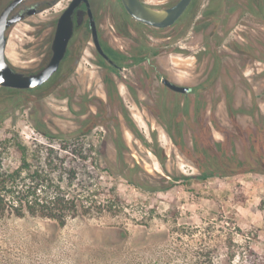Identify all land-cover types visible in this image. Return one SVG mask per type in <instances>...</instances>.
Wrapping results in <instances>:
<instances>
[{"label":"rangeland","instance_id":"374dc122","mask_svg":"<svg viewBox=\"0 0 264 264\" xmlns=\"http://www.w3.org/2000/svg\"><path fill=\"white\" fill-rule=\"evenodd\" d=\"M146 1L167 6L175 0ZM210 1L208 9L206 2L194 5L178 27L153 29L136 22L116 0H103L102 20L112 30L111 24H120V32H113L117 44H141L170 78L199 86L187 99L157 91L156 97H145L127 66L113 75L120 93L106 101L103 70L92 62L91 48L78 70L84 88L73 93L98 100L67 103L62 91L44 97L40 92L36 103L23 99L19 106L1 98L0 137L17 133L27 142L51 138L54 148L66 154L80 143L85 150L94 144L100 161L117 172H101L99 198L116 194L119 200L112 211L71 217L63 225L39 216L1 218L0 264H264V165L232 170L228 159L213 158L209 164L221 171L198 178L195 158L182 153L170 135L186 144L190 127L198 126L205 136L210 130L215 140L225 132L239 138L233 128L236 117L247 128L246 151L260 149L264 139L250 127L264 124V0H239L228 14L226 30L241 54L228 48L231 63L216 64L214 77L188 51L202 49L199 43L192 45L199 38L198 20L227 0ZM36 31L26 21L14 28L6 51L15 64L40 58L38 42H32ZM8 151L7 164L18 166L19 150ZM160 174L178 180L162 184ZM202 249L209 251L207 257L199 254Z\"/></svg>","mask_w":264,"mask_h":264},{"label":"flooded vegetation","instance_id":"af4514ba","mask_svg":"<svg viewBox=\"0 0 264 264\" xmlns=\"http://www.w3.org/2000/svg\"><path fill=\"white\" fill-rule=\"evenodd\" d=\"M142 1L154 7L166 8L174 5L179 0H175L167 6L154 5L146 0ZM116 2H119L122 8H124L136 22L153 29L178 27L183 23L186 16L192 12L194 5H203L206 2L204 6L206 8L204 9H208L211 6L210 0H191L182 15L172 25L167 27H156L134 18L127 10L123 0H116ZM239 2V0H227L226 6L220 4L216 9L213 8L211 12L206 11L205 18L198 20V24L201 25L199 38L198 40H194L192 45L199 43L202 49L199 53L188 51L189 54H194L200 63L206 64L208 71L210 70L208 72L210 77L217 75L212 73L216 64L225 65L231 63V60L227 57L228 48H231L233 51L237 50V52L241 54V48L236 44L235 40L229 39L230 34L225 26L228 22V14L236 7V3ZM112 3L110 2L109 5H113ZM72 4L71 17L73 21V31L68 41L66 52L60 60L57 69L41 85L33 87L0 85V100L1 98H6L10 101L14 100V105L19 106L23 105V99L36 103L40 98V92L44 93L41 95L44 97L55 91H62L61 93L67 103L74 104L76 100L82 99H87L89 103L98 100L99 98L93 94L73 93L74 91H80L84 88V79L78 70L85 58V52L88 48H91L94 54L92 62L103 70L101 71V75L103 84L106 87V101L115 97L116 91L120 93V86L113 75L120 73L127 68V66L133 76V82L140 87L143 85L140 90L144 92L145 97H156L154 95H157V93L154 91H157L160 96L169 93V95L176 97L182 96L187 99L197 91L199 86L183 84L166 75L164 69L160 68L157 63L152 60L150 55L144 54V49L141 48V44L136 46L125 40L121 42L123 45H118L117 36L113 39V32L114 34L120 32V24H111L112 30L102 20L101 17L107 7V3L103 2V0H0V17L3 14H5L6 17L5 37L7 39V44L18 23L26 21L37 27L36 33L33 34L32 42H38L37 46L41 51L39 59L31 64L20 66L10 59L6 51V62L15 74L21 77L35 75L52 61L60 18ZM96 37L105 54L99 49ZM246 53L247 52H245L244 58L248 56ZM144 61L148 63L147 66L143 65ZM108 70H110V72H108ZM9 78L15 80L14 77ZM119 78L121 82L124 81L122 77ZM3 80H5V78H3ZM164 80H168L178 86L188 87L189 90H176L165 83ZM140 81L142 83H140ZM214 81L215 79L213 78L211 83H214ZM159 100L161 101V99ZM230 111L233 114V111ZM235 118L236 117H233V128L239 134V138L228 136L225 132L222 140H215L213 135L210 136V130L207 131V136H205L203 127L198 128L197 126L195 128L191 126V140L186 142V144H182L176 139V135L170 132L174 143L180 148L182 153L195 158V163L200 170V174L196 175V177L201 178L221 171L212 168L209 164V161L213 158L217 160L228 159L230 164L235 168L232 170L253 171L258 170L260 166L264 165V139L261 141L260 149L253 148L251 151H246L248 142L247 128H243V126L241 128V126L237 124V121L235 122ZM255 126L256 125H250V127H254V130L258 134L260 133L263 136L264 124H261V128L260 126ZM230 132L229 130L228 133ZM240 144H243V150H241ZM118 156L120 157L122 154ZM160 176L162 177L160 179L162 184L178 180L176 176H171V178L162 174H160Z\"/></svg>","mask_w":264,"mask_h":264},{"label":"trees","instance_id":"16d2710c","mask_svg":"<svg viewBox=\"0 0 264 264\" xmlns=\"http://www.w3.org/2000/svg\"><path fill=\"white\" fill-rule=\"evenodd\" d=\"M52 141L27 142L17 133L0 137V219L30 215L63 225L71 217L112 211L119 197L107 194L100 199L98 180L102 171L115 176L113 166L100 161L94 144L85 150V144L80 143L79 148L66 154L56 150ZM10 147L20 152L18 166L7 164L11 160ZM208 253L202 249L199 254L207 257Z\"/></svg>","mask_w":264,"mask_h":264},{"label":"water","instance_id":"95a60500","mask_svg":"<svg viewBox=\"0 0 264 264\" xmlns=\"http://www.w3.org/2000/svg\"><path fill=\"white\" fill-rule=\"evenodd\" d=\"M190 1L191 0H179L172 6L166 8H158L146 4L142 0H123L127 10L134 18L156 27H167L172 25L182 15ZM72 7L73 4L64 12V14L60 18L56 41L54 43V55L52 61L39 73L28 77H21L20 75L15 74L9 68L8 63L6 62V17L5 14L0 17V85H8L12 87H33L36 85H41L50 77V75L57 69L60 60L63 58L66 52L68 41L72 35ZM96 41L101 52L105 54L100 46L97 37ZM9 77H14L15 80L10 79ZM3 78H5V80H3ZM164 82L176 90H189L188 87L178 86L174 83L169 82L168 80H164Z\"/></svg>","mask_w":264,"mask_h":264}]
</instances>
